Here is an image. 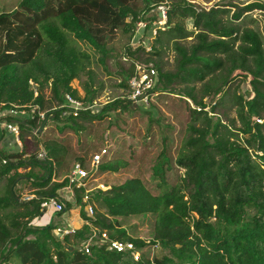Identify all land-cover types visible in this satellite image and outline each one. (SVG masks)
<instances>
[{"label": "trees", "instance_id": "16d2710c", "mask_svg": "<svg viewBox=\"0 0 264 264\" xmlns=\"http://www.w3.org/2000/svg\"><path fill=\"white\" fill-rule=\"evenodd\" d=\"M137 1L142 2V9ZM158 7L166 8L165 34L191 37L194 32H186L187 20H192L197 32L190 47L174 44L176 71L158 69L160 90L152 91L191 100L198 106L191 110L192 120L203 118L201 127L189 125V136L177 156L176 165L184 171L180 181L169 185L166 171L170 169L157 165L158 194L132 178L88 199L106 209L105 213L95 210L90 216L84 212L85 189L74 186L84 225L59 240L54 226L32 227V221L42 215L43 201L59 200L58 194L69 185L67 179L52 183L53 165L64 162L66 151L45 142V165L26 159L23 153L0 155V184L7 181L6 193L0 196V264H264V40L258 31L243 30L237 23L247 12L264 11V4L254 3L224 20L227 9L197 10L186 0H22L17 10L0 14V105L5 109L41 107V90L48 84L60 100L58 106L66 94L82 101L71 83L85 70L88 56L73 42L103 50L108 36L119 29L133 35L143 22V13ZM139 50L145 51L129 48L126 53L133 61L131 75ZM155 54L160 55L158 51ZM207 78L202 98L221 95L223 87L236 79L248 80L251 97L237 98L238 131L245 141L240 142L221 120L212 121L192 88L185 94L173 89L174 85L201 84ZM32 84L37 87V97ZM53 113L72 123L82 116L64 118L59 109L49 114ZM97 117L90 115L91 119ZM37 120H29L27 128L21 129L34 132ZM30 165L46 169L48 175L39 177ZM123 166L111 161L101 164L100 171L118 173ZM29 167L25 178L34 182L37 191L33 199L21 201L12 187L22 177L18 170ZM148 215L155 216L154 237L149 243L129 236L118 221ZM94 230L106 233L111 240L134 244L140 260L107 245H93L84 253L77 242ZM156 244L167 251L165 256L150 259L143 255L148 245Z\"/></svg>", "mask_w": 264, "mask_h": 264}, {"label": "rangeland", "instance_id": "374dc122", "mask_svg": "<svg viewBox=\"0 0 264 264\" xmlns=\"http://www.w3.org/2000/svg\"><path fill=\"white\" fill-rule=\"evenodd\" d=\"M21 1L0 0V14L17 10ZM186 1L197 10L227 9L226 13L222 15L224 20L231 19L236 12L244 10L249 5L264 4V0ZM137 5L141 9L143 8L142 2L137 1ZM165 23L166 20L159 17L158 8H152L143 13L142 25H137L133 35L131 32L119 29L105 39L103 50L74 41L75 47L85 53L88 58L84 62L85 70L72 81L71 86L78 92L84 107L90 110L81 113L82 116L76 120V123L54 117V113H49L59 109L60 100L55 98L52 86L45 85L41 90L43 105L38 106V109L46 116L48 122L37 120L38 126L34 132L21 129L20 145L12 141L11 144L4 143L5 140L0 141L1 156L23 153L26 159H35L44 165L46 162L39 158V153L44 150L45 142L57 145L66 151L64 162L60 166L53 165L52 183H61L65 179L69 181V185L58 194L60 200L58 201L66 207L67 212L61 214L55 211H45L39 218L32 221V227L54 226L55 229H67L72 226L75 232L79 230L78 226L82 224L80 217L82 208L75 203V185H70L69 180L77 165L87 174L82 186L86 191V197L83 198V202L86 203L84 212L89 216L91 215L89 208H92L94 212L97 210L102 213H105L106 209L100 202L88 199H92L99 190L119 186L132 178L140 179L152 193L158 194L160 191L157 188L159 181L154 175V168L157 165H161L164 170L170 169L166 171V181L169 185H175L180 181L184 171L176 165L177 156L182 143L189 136V125L196 124L201 127L203 118L201 117L197 121L192 120L191 110L197 109L198 106L191 100L173 93H154L152 91L153 89L155 92L160 90V85H157L158 69L163 72L176 71L177 53L174 44L178 42L185 47H190L195 43L194 38L197 32L193 27L192 20H187L185 22L186 32H194L191 37L182 39L177 34L169 36L164 32L168 31ZM237 23L243 30L258 31L264 40V11L256 9L247 12ZM159 31L163 32L159 33ZM129 48L133 51L144 49L145 51L136 52L135 64L141 65L142 69L152 68L156 71V75H150L148 79L151 87L144 90L148 93L147 103L133 98L131 80L138 74L137 72L134 75L130 74L133 61L125 57L128 56L126 53ZM156 51L160 53L159 56L155 54ZM208 81L209 78L201 84L174 85L173 89L178 91V94H185L187 89L192 88L195 97L203 100V104L206 106L205 111L209 117L213 118L212 121L221 120L241 139L240 142L245 141L243 134L238 131L241 124L237 114V98L247 100L251 97L252 88L248 80L236 79L223 87L221 95L214 96L212 94L202 98L204 95L203 85ZM220 83L216 86H219ZM32 111L33 109H28V114L23 116L21 126L27 128L28 121L36 115ZM90 115H98V117L91 119ZM233 140L237 139L233 138ZM103 151L106 153L98 164L95 163L94 157ZM111 161H120L124 166L118 173L101 172V164ZM31 168L32 172L39 177L48 175L46 169L32 166ZM31 168L18 170L22 177L12 187L13 192L20 196L21 201L33 199V193L37 191L32 185L34 182L25 178ZM6 189L7 181L5 180L0 184V196L6 193ZM252 213L253 211H251ZM118 221L129 236L142 239L146 243L153 241L155 216L130 217L118 219ZM54 235L59 240L63 239L55 231ZM88 236L89 234L85 239L82 238V241L77 242L80 249L87 241ZM166 254L167 251L159 244L148 245L143 250V255L150 259L162 258Z\"/></svg>", "mask_w": 264, "mask_h": 264}, {"label": "built area", "instance_id": "2783aa9c", "mask_svg": "<svg viewBox=\"0 0 264 264\" xmlns=\"http://www.w3.org/2000/svg\"><path fill=\"white\" fill-rule=\"evenodd\" d=\"M159 16L161 15L163 20H166V8L165 7H158ZM139 25H142L140 23ZM128 58V56H125ZM129 59V58H128ZM135 64V63H134ZM137 68V71H136ZM143 71V72H141ZM135 72L138 75L131 80V88L133 91V98L138 101L148 102V93L144 92L151 87L148 83V79L150 75L155 76L156 71L152 68L150 69H142V66L139 64H135ZM33 89L35 90V97H37L38 92L36 91V85L32 84ZM35 87V88H34ZM33 109L32 113L36 114L32 116V120L37 117L38 120L40 119L42 122L48 121L46 116L43 113H40L38 109V105H28L24 107L12 106L11 108L5 109L4 105H0V141L4 140V136L9 135L13 138L14 143H20L21 137V121L23 120V116L28 114V109ZM59 109L62 111V116L69 117L74 116L78 117L81 113L88 112L90 109L84 107V103L81 100H76L70 94H66L64 96V101L60 105ZM38 110V111H37ZM106 153L103 151L101 154H98L94 157L95 163H99L101 157ZM39 158L43 161L47 158V152L42 150L39 153ZM86 172L82 170V168L77 165L75 167L74 173L71 176L70 185H75L77 189L82 188V182L86 179ZM41 208L43 212L45 211H55L58 213H64L65 207L61 204L57 198H49L41 204ZM91 215L94 214L93 209L89 208ZM55 232L61 236V238L74 233L70 226L67 229L57 228ZM93 245L104 246L110 250L116 251L118 253H131L134 256L136 261H139L141 258V253L136 250L134 244L132 243H123L117 240H111L106 233L98 234L95 230L87 239V241L82 245V251L86 254L89 253L91 247Z\"/></svg>", "mask_w": 264, "mask_h": 264}, {"label": "crops", "instance_id": "0c3cea01", "mask_svg": "<svg viewBox=\"0 0 264 264\" xmlns=\"http://www.w3.org/2000/svg\"><path fill=\"white\" fill-rule=\"evenodd\" d=\"M4 138H5V136H4ZM4 140H5L4 143H7V144L8 143L11 144V141L14 142L13 138L11 136H9V135H6V138ZM81 222H82V224H79V226H78L79 228L78 229H80L84 225V221L82 220ZM71 228H72V226H71Z\"/></svg>", "mask_w": 264, "mask_h": 264}, {"label": "water", "instance_id": "95a60500", "mask_svg": "<svg viewBox=\"0 0 264 264\" xmlns=\"http://www.w3.org/2000/svg\"><path fill=\"white\" fill-rule=\"evenodd\" d=\"M160 17H162V16L160 15Z\"/></svg>", "mask_w": 264, "mask_h": 264}]
</instances>
